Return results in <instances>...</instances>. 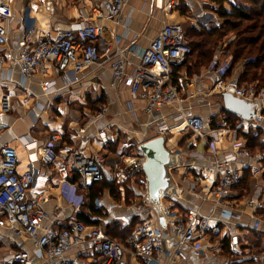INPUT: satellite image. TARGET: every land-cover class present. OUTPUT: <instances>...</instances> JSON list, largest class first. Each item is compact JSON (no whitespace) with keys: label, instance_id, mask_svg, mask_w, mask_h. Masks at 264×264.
Instances as JSON below:
<instances>
[{"label":"crops","instance_id":"obj_1","mask_svg":"<svg viewBox=\"0 0 264 264\" xmlns=\"http://www.w3.org/2000/svg\"><path fill=\"white\" fill-rule=\"evenodd\" d=\"M7 1L12 9V18L8 23L7 43L0 45V55L7 52L16 54L20 49L21 19L23 9L27 7L30 15L35 19L38 30L50 31L53 34L75 23L103 24L106 42L112 49L110 56L112 57L114 48L125 51L128 56V72L139 61L141 50L148 45L162 26L177 22L175 11L181 17H188L187 26H182L185 33L189 28L200 29L202 26L219 25L222 22L217 16L216 4L210 0H175L171 9H165L166 0H128L117 24L114 21L97 19L92 15V7L100 5L101 0ZM232 1L229 0L228 4L224 3L223 6L229 8ZM202 2L207 3L202 6ZM225 52L222 48L215 49L211 62L215 64L223 62L226 58ZM208 66L209 63L197 65L193 58H186L175 70L173 68L171 80L178 86L184 98V114L201 117L209 127L217 129L213 139L215 144H218L216 157L221 158L229 152L231 146V135L220 129L218 124L222 113L225 114L226 119L228 117L221 107V92H224L223 87H227V91L233 93L235 89L246 87V85H239L238 82L242 71L241 64H237L222 77L215 72H207ZM43 81L51 82L55 92L44 94L41 89ZM218 83L221 87L217 85ZM262 88L264 86L259 89ZM100 91L105 92L107 103L110 105V118L106 119V122L93 121L85 126L90 115L81 119L76 105L86 103V99L91 103L95 102ZM191 93L193 96H189ZM128 101L127 88L122 81L111 79L107 62L86 67L79 75L77 82L64 81L60 72L47 65L45 72L37 69L24 86L20 85L17 63L7 61L0 66V146L7 143L16 150L18 173L29 170L33 175L30 196L38 199V204L47 212L49 219L45 221V224H53L61 228L84 214L90 221L99 222L97 225L85 224L87 227L101 226L103 228L111 223L127 227L131 221H128L126 217L132 215V219L136 218L140 221L150 219L157 228H165V223L170 218L164 215L163 210L166 208L171 210V215L177 219H182L190 209H196L203 215L214 212L213 202L205 193V187L209 185L208 178L198 179L192 170L186 169L189 163L208 166L213 162V155L206 142L190 131L192 135L190 139H183L182 134L176 139L178 132L185 128L177 126L179 122L175 120L176 111L173 107H163L161 115L157 114L155 116L157 118L154 119L145 115L140 104L135 102L133 103L134 115L132 114L134 118L131 113L124 112ZM114 111L124 112L118 115L121 118L120 121L129 120L133 127H139V131L142 130L143 134L154 133L140 143L157 136L159 125L165 124L168 127L164 135L165 145H168L167 149L178 156L174 165L169 168L174 193L168 197H162L157 208L148 202L149 210L127 209L116 202L117 199H114L108 190H105L103 199L106 212L101 209L100 215H93L89 207L91 203L89 190L84 193L79 189L76 190L70 184L60 180L53 166H44L38 159L31 161L33 154L38 157L40 148L50 140L51 136H55L54 145L61 159L70 151H77L83 155L99 154L104 157L102 165L104 179L113 182L112 167L119 163L124 154H119V161L108 165L106 159L116 155L118 151H109L107 146L110 139L107 137L109 143L103 145L97 133L104 124H108L103 128L107 130L113 125L111 123L114 120L113 117L115 119L118 117ZM259 112L264 116V104L259 108ZM235 117L237 121L240 118ZM80 127H84L85 130L79 133ZM248 130L254 134L259 133L260 142L264 143V120L260 126L251 127ZM238 135L243 139L241 132ZM249 151L252 154L259 152L261 157L257 160L239 158L236 162L235 166L241 174L239 181L242 180L240 184L235 185L228 198L236 217L226 222L227 233L218 237L198 236L193 244L183 246L179 250L177 264H255L251 256L264 251V215L260 213L264 208L258 209L252 216L246 206L249 200L264 202V151ZM107 171L111 175L106 176ZM138 178L142 179L140 181L146 190L144 173ZM246 178L248 181L243 185ZM135 179L130 181V186H126L137 187ZM116 185L118 190L123 192L124 185ZM100 199H94L92 204L101 208L102 200ZM95 200L98 201L95 202ZM231 234L238 236L236 245L229 240ZM87 247L86 244L78 246L70 251L68 256H77L80 259L77 264H83L86 259L83 251ZM21 249L33 254L30 240L16 237L8 229L3 228L0 241V264H18L13 260L12 254ZM137 262L150 264L145 259H138Z\"/></svg>","mask_w":264,"mask_h":264},{"label":"built area","instance_id":"obj_2","mask_svg":"<svg viewBox=\"0 0 264 264\" xmlns=\"http://www.w3.org/2000/svg\"><path fill=\"white\" fill-rule=\"evenodd\" d=\"M127 2L128 0H101L100 5L92 7L91 13L97 19L110 20L117 24ZM174 3L175 0H166L165 9H171ZM206 3L202 2L201 5ZM29 12V8L23 9L20 49L16 54H1L0 66L7 61L17 63L20 85L24 86L37 69L45 72L47 65L60 72L64 81L77 82L86 67L107 62L111 79L122 81L127 88V111L131 115H134L135 102L140 104L145 115L154 119L157 114L161 115L163 107H173L176 111L175 120L179 122L177 126H183L194 136L204 140L213 155L210 165L189 163L186 169L192 170L198 179L208 178L209 185L205 187V193L213 202L214 212L203 215L196 209H190L182 219H177L171 215V210L166 208L163 210L164 215L170 218L166 221L165 228H157L150 219H142L134 225L122 242L110 238L101 226L87 227L78 219L69 221L61 228L45 224L49 219L47 212L38 204V199L30 196L33 175L29 170L17 172L16 150L3 143L0 146V241L2 229L6 228L14 236L30 240L33 248V254L23 249L14 252L13 260L18 264H37L39 261L77 264L80 259L68 254L74 248L86 244L88 247L83 251L86 257L83 264H138V259H145L150 264H177L179 250L183 246L193 244L198 236L218 237L226 234V222L236 217L228 201L241 177L235 166L236 162L239 158L257 160L261 157L259 152L252 154L246 147L245 140L238 134L251 127L260 126L264 120V116L259 112V108L264 104V88L256 89L248 85L234 90L235 96L256 104L257 110L250 119L239 118L234 127L229 126L225 114L220 115L218 124L220 129L231 135V146L228 153L217 158L213 139L217 129L209 127L201 117L184 114V98L178 86L171 80L173 68L182 64L191 54L185 30L180 24H164L141 50L139 61L128 72V56L125 51L114 48L113 55L110 56L112 49L106 42L103 24L75 23L53 34L50 31L38 30L35 19ZM11 18L12 9L8 1L0 0V45L7 43L8 23ZM214 18L218 20L216 16ZM230 61V54H226L220 64L211 62L207 72L212 71L222 77L229 69ZM217 85L221 87L220 83ZM41 89L44 94L55 92L49 81H43ZM223 89L224 92L227 91V87ZM105 111L106 108L103 107L100 112L90 116L85 126L100 119ZM84 130V127L78 129L79 133ZM167 130L165 124L159 125L158 135H165ZM97 135L103 145L109 143L104 130ZM54 141L55 136H51L40 148L38 157L33 154L31 161L38 159L44 166H53L62 182L83 193L88 192L93 183L104 179L103 156L70 151L61 159ZM137 146L134 154L122 156L119 163L112 167L114 183L122 185L143 175L144 156ZM246 206L253 216L258 209L264 208V202L249 200ZM132 217L128 215L126 219L131 221ZM237 237V234L229 235L233 245L237 244ZM251 259L255 264H264V251L251 256Z\"/></svg>","mask_w":264,"mask_h":264},{"label":"trees","instance_id":"obj_3","mask_svg":"<svg viewBox=\"0 0 264 264\" xmlns=\"http://www.w3.org/2000/svg\"><path fill=\"white\" fill-rule=\"evenodd\" d=\"M210 1L216 4V13L222 22L219 25L186 30V38L191 47V54L188 58H193L197 65L210 64L215 49L222 48L231 56L227 72L237 64L242 65L238 79L239 85H252L256 89L261 88L264 86V0H233L230 2L229 8L223 6L229 0ZM228 35L230 38L227 40ZM226 114L229 126L234 127L237 118L228 112ZM241 136L245 140L246 147L252 152L255 150L264 151V143L260 142L259 133L254 134L248 130L241 133ZM107 147L110 151V145ZM241 180L237 184H240ZM247 181L248 178L244 179L243 185ZM105 190H108L114 199L120 198L118 186L114 182L103 179L93 183L89 189L91 200L89 207L93 215L101 214V208L95 207L92 202L94 199H98ZM260 213L264 215V210ZM78 220L87 225L99 223L97 220L90 221L84 214L79 215ZM138 222H140L139 219L133 218L127 227L111 223L103 227V230L113 240L121 242Z\"/></svg>","mask_w":264,"mask_h":264},{"label":"rangeland","instance_id":"obj_4","mask_svg":"<svg viewBox=\"0 0 264 264\" xmlns=\"http://www.w3.org/2000/svg\"><path fill=\"white\" fill-rule=\"evenodd\" d=\"M232 1V0H230ZM236 1V0H235ZM228 4V3H226ZM182 7H184L183 5H181ZM228 7V6H227ZM175 15L177 22H175L176 24H180L181 26L185 27L188 24V17H181L179 15V13L177 11H175ZM172 23V22H170ZM230 35H228L227 38H229ZM226 40V38H225ZM225 54H229L228 52H225ZM98 97H97V102L95 100V102H90L87 99L85 100L86 103L82 104V105H76V108L80 111V115H81V119H83L84 117H87L88 115L93 116L95 113L100 112L101 109L103 107L106 108V111L104 112V114L102 115V117L100 119L97 120V122H100L102 120H106L109 119V114H110V105L107 103V97L105 95L104 91H100L98 93ZM124 112H128L127 109L124 110ZM121 111L115 112L116 115H122ZM129 113V112H128ZM130 114V113H129ZM114 120L111 121V123L113 124L110 128L107 129H103L104 127H107L108 124H104L102 126V128H99V132L100 131H105L107 137L110 139V149L112 151L117 152L116 155H111L109 158L106 159V163L109 164H113L117 161H119V154L121 155V153H123L124 155H131L135 153V149L136 146L140 143L141 140H144L148 137H151L152 135H154L153 132H149V133H144L142 132V130L139 131V127H133V124H131L129 122V120H125V122L120 121V117L118 116L116 119L113 117ZM106 122V121H105ZM109 123V122H108ZM106 125V126H105ZM182 134V138L183 139H190L191 138V134L189 133V131L187 132L186 129H182L178 132V134L175 136L176 139ZM175 141V139H174ZM181 144V142H180ZM166 147L169 148V146L167 145ZM216 148H218V144L216 145ZM117 150V151H116ZM121 159V158H120ZM111 175V173H109V171L106 172V176ZM105 176V175H104ZM140 176H137V187L133 186V187H127L126 185H131L130 181L125 182L124 188H123V192H120V199H117L116 202L122 204L123 207H127V209L131 208L133 210L137 209V210H146V209H150L147 199H146V190L143 187V183L140 181L142 180L141 178H138ZM142 183V184H141ZM119 195V194H118ZM128 195V198H127ZM104 192L103 194H101L99 196V199L102 200L101 201V209H103L105 211V203H104ZM123 196H124V200H123ZM127 200V201H126ZM111 203V201H109ZM102 203L104 205H102ZM106 212V211H105Z\"/></svg>","mask_w":264,"mask_h":264},{"label":"water","instance_id":"obj_5","mask_svg":"<svg viewBox=\"0 0 264 264\" xmlns=\"http://www.w3.org/2000/svg\"><path fill=\"white\" fill-rule=\"evenodd\" d=\"M222 109L243 119H250L256 114L257 105L235 96L231 92H221ZM165 136L157 135L138 144L137 149L144 156L142 170L146 180V199L155 208L161 198L173 195L169 168L176 158V154L167 149Z\"/></svg>","mask_w":264,"mask_h":264}]
</instances>
